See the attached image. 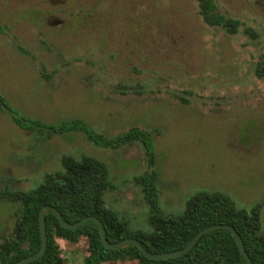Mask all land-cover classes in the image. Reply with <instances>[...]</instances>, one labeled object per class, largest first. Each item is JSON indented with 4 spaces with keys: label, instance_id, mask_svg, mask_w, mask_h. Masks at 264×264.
<instances>
[{
    "label": "rangeland",
    "instance_id": "obj_1",
    "mask_svg": "<svg viewBox=\"0 0 264 264\" xmlns=\"http://www.w3.org/2000/svg\"><path fill=\"white\" fill-rule=\"evenodd\" d=\"M215 1L236 32L207 24L198 0H0V93L33 119H84L107 137L150 132L164 213L218 191L241 208L262 204L264 235V0ZM67 155L103 160L107 206L149 229L136 178L152 167L140 142L41 138L0 111V190L37 186ZM13 209L0 201V240ZM58 242L65 264H86V236Z\"/></svg>",
    "mask_w": 264,
    "mask_h": 264
},
{
    "label": "trees",
    "instance_id": "obj_2",
    "mask_svg": "<svg viewBox=\"0 0 264 264\" xmlns=\"http://www.w3.org/2000/svg\"><path fill=\"white\" fill-rule=\"evenodd\" d=\"M200 15L211 26H221L234 33L239 21L227 17L218 10L215 0H198ZM6 24L0 23V32ZM0 111L7 112L22 129L44 138L82 132L96 145L116 149L138 141L145 150L151 172L139 175L136 180L150 207L149 229H131L129 222L116 210L107 206L106 193L114 189L107 164L94 156L62 158V169L46 172L35 187L1 189L0 201L14 206V223L11 232L0 240V264L16 262L39 255L42 249L39 216L43 206L56 207L63 219L75 223L87 216L100 218L106 228V240L116 243L126 238L138 239L147 251L153 253L174 252L184 248L194 236L207 226L229 224L240 233L253 264H264V235L261 233L262 204L251 209L241 208L227 194L218 191H200L185 204L181 213H164L159 205V173L156 165V149L152 134L140 128H132L122 134L107 137L95 130L84 119H66L59 123L42 121L26 116L12 106L0 93ZM45 226L48 247L39 259L26 264H65L59 239L79 241L88 238L89 255L86 264H113L137 259V264H247L233 234L225 229L205 233L185 255L171 259H151L133 244L108 249L102 242L100 230L93 221H87L76 229L63 227L51 210H46Z\"/></svg>",
    "mask_w": 264,
    "mask_h": 264
},
{
    "label": "water",
    "instance_id": "obj_3",
    "mask_svg": "<svg viewBox=\"0 0 264 264\" xmlns=\"http://www.w3.org/2000/svg\"><path fill=\"white\" fill-rule=\"evenodd\" d=\"M46 210H51L54 213V215L57 217L60 224L63 227L68 228V229H76L87 221H93L97 224V226L100 230L101 242L106 248L117 249V248H119L125 244H133V245L137 246L146 257L151 258V259H171V258H177V257L183 256V255L187 254L193 248L195 243L205 233L212 231V230H215V229L225 228V229L229 230L233 234V236L235 237L236 243H237L240 251L242 252V254L244 255V257L246 259V263L247 264H253L252 259H251L250 255H249V253L245 247V244L243 243V240H242L240 233L237 231V229L235 227H233L232 225H229V224H213V225L205 227L204 229L199 231L194 236V238L181 250L174 251V252L153 253V252L147 251L146 248L144 247V245L136 238H126V239H123V240L116 242V243H109L106 240L105 225L100 218H98L96 216H87V217H84L83 219H81L75 223H68L63 219L59 210L56 207L51 206V205L43 206L41 211H40L39 224H40V232H41V237H42L41 252L37 256L24 258V259L16 262L15 264H26V263H29V262H32V261L39 259L40 257H42L45 254L47 247H48V236H47L46 226H45Z\"/></svg>",
    "mask_w": 264,
    "mask_h": 264
}]
</instances>
